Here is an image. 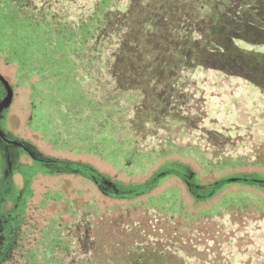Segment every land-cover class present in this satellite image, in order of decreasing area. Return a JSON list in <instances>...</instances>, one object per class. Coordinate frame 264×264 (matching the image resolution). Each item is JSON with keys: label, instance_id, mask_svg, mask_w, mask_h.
I'll return each mask as SVG.
<instances>
[{"label": "trees", "instance_id": "1", "mask_svg": "<svg viewBox=\"0 0 264 264\" xmlns=\"http://www.w3.org/2000/svg\"><path fill=\"white\" fill-rule=\"evenodd\" d=\"M97 1L93 15L72 27L58 21L57 15H50L36 6H32L36 11L31 14L29 0H0V54L17 62L24 74L43 77L50 69L53 70L55 84L47 87L41 80L38 85L52 92L47 104L42 100L36 101L37 109L40 105L48 106V102L50 108H54L45 111L50 113L47 121L54 122V113H62L55 110L56 107L73 100V86L78 83L73 74L78 67L94 65V57L89 56V52L94 48L100 51L102 46L95 43L92 47L90 44L103 34L106 37L100 41H112L114 44L110 65L113 59L117 60L111 65L112 69L115 67L113 81L117 84L116 92L122 96L132 93V96L140 97L139 103L131 109L133 114H128L131 130L138 137L161 129L170 116L190 121L193 134L205 129L209 114L197 110L198 118L192 112L196 99L191 89L196 83L195 76L201 71L212 80L214 87L223 86L231 94L243 85L264 90V0H138L131 4L130 14L125 16L113 9L105 14L113 0ZM115 40L117 43H114ZM54 90L60 94L53 97ZM87 104L85 97H81L79 101H74L73 106L84 107ZM150 112L158 121L155 129L148 126L152 124L147 117ZM77 113L63 114L64 125L69 126ZM41 123L40 119H36V127ZM208 130L205 134L213 132ZM68 134L71 136L72 132ZM50 135L56 137L54 132ZM167 144L170 148L163 147L159 151L161 156L172 151L174 143L168 141ZM65 146L68 148L71 145L67 143ZM184 149L193 157L204 156L199 146ZM31 151L32 177L37 173L54 177H83L92 182L103 196L116 201L133 202L149 197L147 203L132 207H145L144 213L160 218L157 223L164 235L154 241L143 239L134 242L128 264H192L191 261L196 258L191 254L186 239H181L184 243L177 240L189 229L185 225L178 227V219L189 220L191 224L194 221V217L186 214L184 201L177 194L151 196L166 180L176 178L182 181L198 204L212 201L233 184L264 192V178L261 177L264 175L261 174L227 175L212 184H205L190 165L170 161L145 182L128 184L100 172L91 164L46 156L35 147ZM109 152L114 155L113 158L118 155L112 150ZM223 160L218 166L228 168L241 164L232 158ZM61 199V193L50 190L46 202L57 203ZM245 203V199L240 200L241 205ZM261 206L263 209L260 211L264 212V203ZM217 214L204 212L200 216L206 225L214 229V235L218 230L216 239L221 240L222 228L214 220L215 216H219ZM17 215L15 247L11 259L7 258L2 264H94L82 256L80 259L76 252L93 226L94 219L88 213H72V223L58 216L49 219L42 228L33 225L32 218L25 213L18 211ZM197 225L201 227V224ZM196 231L200 234V229ZM30 245L32 247L27 249ZM74 259L77 261L74 262Z\"/></svg>", "mask_w": 264, "mask_h": 264}, {"label": "rangeland", "instance_id": "2", "mask_svg": "<svg viewBox=\"0 0 264 264\" xmlns=\"http://www.w3.org/2000/svg\"><path fill=\"white\" fill-rule=\"evenodd\" d=\"M29 1L31 7L45 9L50 15H57L58 21L71 24L72 27L83 20L86 21L98 5L97 0ZM135 1L138 0H113L106 8L105 14L113 9L112 11L121 12L123 16L129 15L130 6ZM34 7L30 9L31 14L36 11ZM97 37L90 46L93 47L96 43L102 46V50L97 51L94 48L89 52V56L94 57L93 66L76 69L73 79L78 83L76 86L72 85L75 88L72 90L75 91L74 98L69 103L55 108L62 113H54V122L47 121L50 113L45 111L54 109L52 106L50 108L49 102V107L40 105L36 108V101L42 100L44 103L52 94L46 87L38 85L41 80L47 87L55 84L56 81L52 79L53 70L50 69L43 77L24 74L17 62H12L0 54V72L15 87L9 130L18 139L28 141L46 156L91 164L100 172L128 184L145 182L163 164L170 161L190 165L205 184H212L227 175H264L263 89L243 85L231 94L230 90L226 92L222 84V87H214L212 80L207 79L201 71L200 75L195 76L196 83L191 89L196 99L192 112L194 117L199 116L197 110L209 114L205 129L193 134L190 121L183 117L170 116L165 126L160 122V126H163L161 129L138 137L131 130L128 114H133L131 109L139 103L140 97L136 98L132 93L122 96L116 92L117 84L113 81L115 67L112 69L111 65L117 60H111L110 65L114 44L112 41H100L102 37H106L104 34L101 38ZM114 43H117V40ZM59 94L60 92L53 91V97ZM81 97H85L89 105L75 108L74 101H79ZM73 111L78 112L77 116L71 120L69 126L64 125L63 114L71 115ZM150 114L151 112L147 117L153 126H148L154 128L158 121L154 114ZM36 119L42 121L37 127ZM208 129L213 132L205 134ZM51 132H54L56 137H52ZM69 132H72L71 136ZM168 141L174 143L171 146L173 152L169 151L167 155L161 156L159 151L163 147L167 150L170 148ZM67 143L71 145L68 148L65 146ZM189 146H199L204 156L200 158L187 154L188 151L184 148ZM110 150L118 153L116 158L110 155ZM113 152L111 153L114 154ZM227 158L239 160L241 164L228 168L218 166ZM23 161L33 165L29 158H23ZM127 161L131 163L127 164ZM17 184L19 188L23 187L20 177L17 178ZM29 189L25 212L32 218V224L38 228L45 227L49 219L58 216L63 221L72 223V213L75 212L88 213L94 219L86 240L82 242V246H77L76 250L80 259L82 256L90 263L128 264L131 261L129 252L134 242L143 239L154 241L164 235L157 223L160 218L155 214L144 213L145 207H132L147 203L149 197L133 202L111 200L83 177H54L41 173L33 177ZM50 190L61 193L60 202H46ZM164 194H177L184 201L186 214L194 217L193 224L183 218H179V224L177 223L178 227L185 225L189 228L187 231L183 230L177 240L184 238L189 242L191 254L196 256L191 261L192 264H264V212L260 211L264 203L263 191L233 184L212 201L198 204L191 198L182 181L170 178L151 196L161 197ZM241 199H245L246 203L241 205ZM255 199L258 200L254 202ZM204 212H219V216H215L214 220L222 228L221 240L216 239L219 236L218 230L216 229L214 235V229L206 225L200 216ZM197 224H201V227ZM197 229H200V234ZM31 247L32 245L27 249ZM39 259L41 260L40 257ZM76 261L74 259V262Z\"/></svg>", "mask_w": 264, "mask_h": 264}, {"label": "flooded vegetation", "instance_id": "3", "mask_svg": "<svg viewBox=\"0 0 264 264\" xmlns=\"http://www.w3.org/2000/svg\"><path fill=\"white\" fill-rule=\"evenodd\" d=\"M0 76L6 79L1 72ZM12 87L13 102L0 114V264L7 258L11 259L15 247L17 212L25 213L26 216L29 187L33 179L32 165L23 161V158H29L33 162V146L28 141L18 139L9 130L10 111L15 100V87ZM7 92V87L0 79V101ZM18 177L23 181L21 188L17 184Z\"/></svg>", "mask_w": 264, "mask_h": 264}, {"label": "water", "instance_id": "4", "mask_svg": "<svg viewBox=\"0 0 264 264\" xmlns=\"http://www.w3.org/2000/svg\"><path fill=\"white\" fill-rule=\"evenodd\" d=\"M0 79L8 89L6 96L0 101V114H1L5 109H8L12 104L14 99V89L12 85H10V83L2 76H0Z\"/></svg>", "mask_w": 264, "mask_h": 264}]
</instances>
